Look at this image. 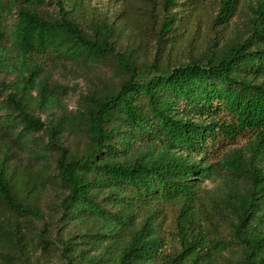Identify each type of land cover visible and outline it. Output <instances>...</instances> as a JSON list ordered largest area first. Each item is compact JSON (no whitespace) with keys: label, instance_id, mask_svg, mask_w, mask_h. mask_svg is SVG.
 <instances>
[{"label":"trees","instance_id":"1","mask_svg":"<svg viewBox=\"0 0 264 264\" xmlns=\"http://www.w3.org/2000/svg\"><path fill=\"white\" fill-rule=\"evenodd\" d=\"M206 1L0 0V264H264V0H211V36ZM77 63L116 80L69 114Z\"/></svg>","mask_w":264,"mask_h":264},{"label":"rangeland","instance_id":"2","mask_svg":"<svg viewBox=\"0 0 264 264\" xmlns=\"http://www.w3.org/2000/svg\"><path fill=\"white\" fill-rule=\"evenodd\" d=\"M92 6L98 10V12L107 13L109 15L125 11L127 21L135 19L132 13L133 8L127 2V0H92ZM214 14L215 10L213 4H211V0H207L205 2L204 8L201 9L200 13L198 14L202 25L201 29H203L205 35L211 36L209 25ZM242 23H244L243 17H240L238 20H236L235 24L228 31V37H232L242 31ZM192 26L193 23L189 27L190 30ZM129 33L130 32H128V34ZM191 34L192 33H189V36ZM174 54L178 55V62L185 61L187 57V49L185 46H183V49H179ZM109 78L110 80L107 81L106 79ZM53 80L69 89L68 95H65V98H63L62 105L66 112L73 114L78 106L81 96L87 95L88 93L95 90H102L105 87L106 82H113L116 80V76H114L113 70L110 66L99 65L90 68L77 63L57 69L53 74ZM37 114L41 116L43 120H47V115L45 113L39 111ZM244 142L245 140L243 138H238L236 143L234 142L233 144H243ZM233 144L228 145L227 148H231ZM69 145L74 150L81 145V140L78 137H73L70 139ZM25 159H27L26 156ZM217 160V158L214 159L213 163L217 162ZM207 186L211 188L213 187V184L209 182L207 183ZM53 202V192L51 190H47L42 207L45 215L51 213ZM38 226L41 227L42 225L38 223ZM30 264H64V262L59 257L58 253L50 256L46 253L39 252L36 256H32V260L30 259Z\"/></svg>","mask_w":264,"mask_h":264}]
</instances>
